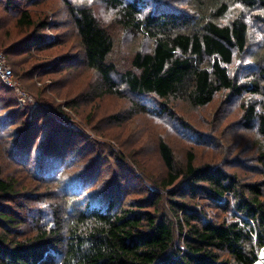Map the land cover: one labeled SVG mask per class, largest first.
Returning <instances> with one entry per match:
<instances>
[{
  "label": "trees",
  "instance_id": "trees-1",
  "mask_svg": "<svg viewBox=\"0 0 264 264\" xmlns=\"http://www.w3.org/2000/svg\"><path fill=\"white\" fill-rule=\"evenodd\" d=\"M0 48L37 103L0 80V264H264V0H0ZM114 100L110 141L156 137V179L137 154L101 177L92 120Z\"/></svg>",
  "mask_w": 264,
  "mask_h": 264
},
{
  "label": "rangeland",
  "instance_id": "rangeland-1",
  "mask_svg": "<svg viewBox=\"0 0 264 264\" xmlns=\"http://www.w3.org/2000/svg\"><path fill=\"white\" fill-rule=\"evenodd\" d=\"M99 12L102 13L101 10ZM121 37H122V40H124V42H126L128 45V46H126L127 51L133 49V47L135 46V43H136L133 40V38L128 37V35L126 33L124 35H122ZM1 50H3V49H1ZM8 58H9V56H8ZM21 59H23V58H20L18 60H21ZM23 60L26 61L25 58ZM34 77H36L35 72H34ZM89 78L90 77H88V79H87V84H85L83 86L81 85L80 88H78V85L76 84L77 79L74 81L72 80L71 82H69L66 85L64 84V87H61L62 90L59 93H57V91H56L57 96L59 97L62 94H66L67 92H70L72 94L77 93L78 91L83 92L86 89V86L88 87ZM73 79H75V78H73ZM52 91H54V89H52ZM220 101H221V99L218 100L215 104L211 105L208 108V110L204 113L206 118H213L214 116H224L225 115L224 111L222 110V108L219 105ZM117 105H122V104L114 100L113 102H103L101 105H97L95 117L92 120L94 125L97 128V133L101 136V140H99V141H101V142H99L100 145L106 146V148H107L104 153L99 151V160H98L97 166L99 169V173L101 174V177H105V176L111 177L113 175V173L118 171V170H124V171L130 172L131 169H133L134 154H137V155L143 156V158L145 159V162H146L145 165L147 166L146 167L147 173H149V175L152 179H156V177H158L162 173V170H164L163 164H162L160 158L157 156V152H156L157 151L156 150L157 147H156V143H155L156 137L155 138L151 137L154 142L149 141L146 139V137H143V135L147 136L148 134H144L143 131H138L135 128L136 135L133 134V136L131 138H129L122 146H120V143L116 144V143L110 141L111 139L117 138L118 136H120L121 135L120 133L122 131V129L120 128V125H118L117 122L114 123V122L107 119L110 116H113L112 114H115V113L120 114L121 113V110L116 107ZM125 107H128V105L126 104ZM64 109L67 110V108L65 106H64ZM79 109L81 112H83L84 115L88 114L89 110H90L89 107L86 105V103H81V105L79 106ZM67 111L69 112V110H67ZM216 111H217V113H216ZM200 115H201V112L194 113V119L197 121H200ZM236 118H237L236 116L233 117L232 119L230 117H228V119H231L233 121L236 120ZM232 130H234V131H232ZM231 131L233 133L235 132L237 134V136H236L237 139H240L244 143V146L247 143L252 144L251 142L256 140L254 137L255 134L252 132H248V131L243 132L242 130H239L238 128H235V127H233L231 129ZM55 135L59 136V134H55ZM151 135H154V134H151ZM194 138H196V137H194ZM57 139H58V137H57ZM57 139H54V143L56 142ZM196 140H198V138H196ZM62 142L63 143H61L58 146V148L61 150H63L64 146L66 144H68V142L66 140H63ZM216 142L219 145L217 148L218 152H220V149L224 148V150L228 153V151L231 150V148H232V145H231L232 142L229 139L224 140V138H222V140L213 141L212 144L216 145ZM236 142H237V140H236V138H234V143H236ZM42 147L43 148L46 147V142L42 145ZM176 148L178 150V151H176V154L178 157L177 160L182 163L185 161V145L181 142H178L176 145ZM240 149L241 150H239L238 152L242 153L245 157L248 158L251 156V153L247 152V151H249V149H247V147H240ZM50 151H51V149H50ZM238 152H235L234 155L237 156ZM51 155H52L51 152H47V151L42 153L43 161L41 164V168L46 167L45 163L48 162V161H46V158H50ZM118 155H120L122 158H125L126 160L125 161L120 160ZM14 156H15V158H18L17 155H14ZM31 159L34 160L33 158H31ZM51 159H53V157H51ZM0 161H2V160H0ZM211 162H213V161L211 160ZM8 170L11 171L10 168ZM154 190H152V191H154ZM103 192H105V191H103ZM102 194H107V193H102ZM144 196H145V193H144ZM144 196H142V198ZM161 207H162L161 208L162 212H167V210H168L167 208L163 209L164 207H167L166 202L163 203L161 205ZM261 257H264V251L261 253Z\"/></svg>",
  "mask_w": 264,
  "mask_h": 264
},
{
  "label": "built area",
  "instance_id": "built-area-1",
  "mask_svg": "<svg viewBox=\"0 0 264 264\" xmlns=\"http://www.w3.org/2000/svg\"><path fill=\"white\" fill-rule=\"evenodd\" d=\"M0 80L7 87L14 90L19 95L20 107L31 104L33 108L37 107V103L34 99L24 92L21 88V84L16 79L13 70L10 68L7 62V57L3 52H0ZM70 119L63 117L62 126L68 127ZM75 129L77 127H74ZM264 263V261H262Z\"/></svg>",
  "mask_w": 264,
  "mask_h": 264
},
{
  "label": "clouds",
  "instance_id": "clouds-1",
  "mask_svg": "<svg viewBox=\"0 0 264 264\" xmlns=\"http://www.w3.org/2000/svg\"><path fill=\"white\" fill-rule=\"evenodd\" d=\"M41 207H46V205H41Z\"/></svg>",
  "mask_w": 264,
  "mask_h": 264
},
{
  "label": "bare ground",
  "instance_id": "bare-ground-1",
  "mask_svg": "<svg viewBox=\"0 0 264 264\" xmlns=\"http://www.w3.org/2000/svg\"><path fill=\"white\" fill-rule=\"evenodd\" d=\"M154 61V60H153ZM152 63V62H151ZM253 79H254V77H253ZM255 90V89H254ZM169 97H170V95H169ZM39 202V201H38ZM209 212V211H208Z\"/></svg>",
  "mask_w": 264,
  "mask_h": 264
}]
</instances>
